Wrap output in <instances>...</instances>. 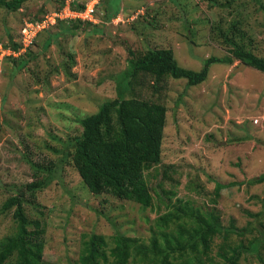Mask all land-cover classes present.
<instances>
[{
	"label": "rangeland",
	"instance_id": "rangeland-1",
	"mask_svg": "<svg viewBox=\"0 0 264 264\" xmlns=\"http://www.w3.org/2000/svg\"><path fill=\"white\" fill-rule=\"evenodd\" d=\"M59 1L0 7V208L28 183H43L22 203L27 221L40 225L42 264H78L94 234L108 249L115 234L147 244L153 220L171 204L182 214H215L223 226L264 225V74L238 60L211 64L206 80L191 87L171 78L157 84L149 74L132 80L125 98L166 108L159 162L145 171L150 207L92 194L68 154L80 121L117 96L129 51L170 49L195 72L210 57H231L234 46L264 58V0H96L92 21L47 22L26 51L24 23L48 21ZM71 1L90 0L64 4ZM13 211L0 214V245L16 231ZM239 264L262 263L246 254Z\"/></svg>",
	"mask_w": 264,
	"mask_h": 264
},
{
	"label": "trees",
	"instance_id": "trees-1",
	"mask_svg": "<svg viewBox=\"0 0 264 264\" xmlns=\"http://www.w3.org/2000/svg\"><path fill=\"white\" fill-rule=\"evenodd\" d=\"M26 1L29 0H0V7L16 11ZM59 3L60 9L63 8L64 0ZM70 7L82 10L85 3L79 6L72 2ZM75 22L80 23L78 20ZM62 30L74 34L72 28ZM50 41L46 44L49 45ZM234 48L230 50L231 57L208 58L198 72L179 66L170 49L149 50L144 55L129 51L117 96L100 104L95 113L80 121L81 136L74 139L68 151L70 164L89 192L108 194L150 207L152 195L145 181V171L159 162L166 108L151 99L133 95L125 98L124 94L132 92V80L139 75H152L153 82L157 84L171 78L185 80L190 87L196 86L206 80L211 64H230L232 59L264 74V58L241 47ZM42 184L30 182L24 190L18 189L17 195L2 204L0 214L14 208L16 231L0 245V264H42L43 243L37 235L41 232L39 222L27 221L22 207L25 194L35 199V192L42 190ZM223 187L222 184L217 185V196ZM170 206L172 209L153 220L147 244L115 234L111 237L113 247L108 249L103 236L90 235L82 243L78 264H239L241 256L246 254L264 264L262 222H259V227L249 225L237 229L232 221L228 226L221 225L215 214H182L186 211L174 204ZM262 219L264 221V216ZM29 224L34 225V231H28ZM234 237L237 239L235 242L232 241ZM215 239H221V243L213 254Z\"/></svg>",
	"mask_w": 264,
	"mask_h": 264
},
{
	"label": "built area",
	"instance_id": "built-area-1",
	"mask_svg": "<svg viewBox=\"0 0 264 264\" xmlns=\"http://www.w3.org/2000/svg\"><path fill=\"white\" fill-rule=\"evenodd\" d=\"M72 2V1H71ZM96 0H90L85 4V7L82 10H72L70 4H66L60 11L51 14L52 16L46 20L44 17L43 20L36 23H25L26 28L22 30V38L24 39L23 47L27 49L33 42V38L36 35V32L39 28L43 29L46 27L47 22L54 23L56 20H78V21H92L94 15L96 14ZM48 17V16H47ZM254 124L257 123V120L253 121Z\"/></svg>",
	"mask_w": 264,
	"mask_h": 264
},
{
	"label": "clouds",
	"instance_id": "clouds-1",
	"mask_svg": "<svg viewBox=\"0 0 264 264\" xmlns=\"http://www.w3.org/2000/svg\"><path fill=\"white\" fill-rule=\"evenodd\" d=\"M73 2H74V1H73ZM70 3H71V2H70ZM64 7H65V5H64ZM61 9H62V8H61ZM57 12H58V11H57ZM69 20H70V19H69ZM57 21H58V20H56V21L54 22V25L56 24ZM65 21H67V20H65ZM70 21H74V22H75V21H77V20H70ZM80 22H81V23H85L86 21H85V22L80 21ZM87 22H88V21H87Z\"/></svg>",
	"mask_w": 264,
	"mask_h": 264
}]
</instances>
